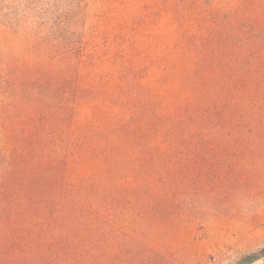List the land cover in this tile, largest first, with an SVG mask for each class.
Returning <instances> with one entry per match:
<instances>
[{
  "label": "trees",
  "instance_id": "trees-1",
  "mask_svg": "<svg viewBox=\"0 0 264 264\" xmlns=\"http://www.w3.org/2000/svg\"><path fill=\"white\" fill-rule=\"evenodd\" d=\"M263 9L152 0L104 53L17 68L0 104V264H93L104 225L180 205L263 129Z\"/></svg>",
  "mask_w": 264,
  "mask_h": 264
},
{
  "label": "rangeland",
  "instance_id": "rangeland-1",
  "mask_svg": "<svg viewBox=\"0 0 264 264\" xmlns=\"http://www.w3.org/2000/svg\"><path fill=\"white\" fill-rule=\"evenodd\" d=\"M148 4L152 0H0V104L5 80L17 68L77 64L72 50L80 47L102 54L114 44L112 32ZM162 22L160 30L167 29ZM247 135L230 145L231 154L211 161L216 174L204 175L180 205L104 225L103 237L90 240L101 247L92 263L239 264L263 250L264 128ZM84 258L76 253L64 260L87 264Z\"/></svg>",
  "mask_w": 264,
  "mask_h": 264
}]
</instances>
